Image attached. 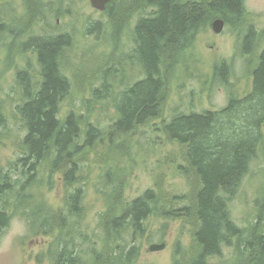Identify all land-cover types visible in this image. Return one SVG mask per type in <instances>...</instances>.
<instances>
[{"label":"trees","instance_id":"obj_1","mask_svg":"<svg viewBox=\"0 0 264 264\" xmlns=\"http://www.w3.org/2000/svg\"><path fill=\"white\" fill-rule=\"evenodd\" d=\"M80 1L24 0L25 17L17 30L9 28L10 19L0 8V38L6 33L23 36L14 52L31 53L37 64L13 71L6 97L1 86L8 78L0 73V144L10 143L11 151L7 159L0 155V237L19 217L27 224L21 245L27 239H52L44 254L51 264H141L136 242L146 234L149 220H182L190 226L191 243L176 247L175 264H210L224 247H234V264H264V209L246 232L229 209L258 150L264 149V50L251 70L248 98L229 92L226 106L215 113H174L170 121L155 125L167 143L179 145L182 164L176 168L187 179L186 193L166 189L161 172L153 187L129 199L124 178L136 161L131 155L121 174L109 159L118 140L128 144L126 138L139 127L162 118L169 77L165 71L185 63L187 52L213 20L220 18L242 34L239 51L252 56L264 36L245 20L244 0H111L104 11L97 10L99 19H89L88 35L107 39L112 57L125 51L122 39L127 37L133 46L127 57L137 67V79H128L126 67L120 66L125 58L115 57L113 68L97 69L99 85L92 87L91 99L63 115L73 85L64 69L72 37L49 34L45 28L43 34L32 31L50 27L64 9ZM229 73L228 65L215 64L205 84L226 86ZM104 119L110 122L106 127ZM105 139L110 140L109 153L100 157L101 166L88 164ZM96 168L101 169L94 176ZM58 178L65 195L53 207L46 198ZM90 192L102 203L95 227L89 219L86 223ZM187 254L189 260L181 262L180 256Z\"/></svg>","mask_w":264,"mask_h":264},{"label":"rangeland","instance_id":"obj_2","mask_svg":"<svg viewBox=\"0 0 264 264\" xmlns=\"http://www.w3.org/2000/svg\"><path fill=\"white\" fill-rule=\"evenodd\" d=\"M0 8H2L4 17L8 21L10 19L9 22L7 21L9 28L12 30L19 29L21 27L20 22L25 17L24 0H0ZM64 10L60 13L58 21L52 22L50 27L41 25L32 31L33 34H43L44 32L49 34L67 33L72 37L71 49L65 54L66 64L64 69L69 70L67 75L72 79L73 85L69 98L63 104V115L71 108L80 109L85 102H88V99H91L92 87L99 85H96L97 78H99V70L97 69L101 65L104 68L107 66L113 68L115 59L123 57L125 59L122 61L123 65L120 66L126 67L128 79H132V81L137 79V67H133L134 62L130 59V66L127 65V62H130L127 56H129L128 53L133 47L132 42L127 37L122 39L125 51H120L115 58L110 53L112 45H109L107 39L102 38L99 40L96 36L88 35L89 19L97 20L101 14L91 6L90 0H81L76 2L71 9ZM244 15L246 21L250 22L249 24H252L255 30L264 36V0H244ZM217 19L219 18L213 20L208 28L198 36L194 46L186 54L185 63L180 61L175 65H169L165 71L169 73V77L162 120L170 121L174 113H188L191 105H195L194 109L197 111L204 109L218 111L226 106L232 93L238 97H244L241 100L248 98L253 86L252 66L255 65L260 53V50L257 49L258 45L264 46V40L256 46L252 56L253 61L251 60L247 65L246 59L239 56L240 47H238V44L240 40L238 38L241 34L227 28L225 23L222 33H214L212 24ZM43 28H45L44 32ZM22 40L23 36H15L13 33L12 35L10 33L3 34L0 38V73L6 72L8 78L7 82L1 86L3 97H6L13 85L11 77L14 70H22L27 67V64L31 67L37 66L36 58L32 54L17 55V51L14 52ZM221 63L228 65L230 68L229 83L226 86H219L216 83L211 88L208 83L205 84V80L208 73H212V67ZM116 67L118 68V66ZM88 72L89 74L93 72L90 78H88ZM116 87L119 88V86ZM110 108V105H108L106 111H109V115L113 116L114 111L113 109L109 110ZM102 113L103 115L106 114L105 111H102ZM104 121L102 122L103 126H108L110 122L106 119ZM157 124H159V121L154 120L139 127L126 138L128 144L121 145V141L118 140L116 146L110 149L112 152H110L109 159L113 161L114 167L119 173H124L126 166L129 165L131 155L136 161L130 175L127 174L124 178L129 187L126 194L129 199L135 198L146 189L153 187L161 172H164L165 186L170 192L182 194L188 191L187 179L183 178L176 168L178 163L182 164L179 161L180 151L177 147L167 143L165 137L159 131H156L157 127L155 125ZM262 126L264 127V124ZM109 143L110 140L105 139V143L90 155L88 164H93L94 167L101 166L99 164L100 157L108 155ZM6 145L0 144V155L4 159L11 156L10 143H6ZM100 169L96 168L94 170V176ZM59 178L58 183L52 191L48 192L46 198L53 207H59L65 195ZM263 201L264 149L259 151L257 157L252 161L248 174L229 203L231 216L242 231H249L258 220L259 212L264 209ZM88 202L91 212L89 215L87 214L86 223L88 224L89 219L95 227L97 212L101 209L102 203L92 192L89 193L86 201L87 209ZM25 235L26 231L17 236L6 250L0 246V264H51L49 258L44 254L47 253L52 239L49 237L34 240L27 239L21 245L20 238ZM163 243L166 244L164 250L159 252L148 251L152 244ZM190 243V226L184 225L182 220L169 221L166 224L163 219L151 218L148 222L146 234L136 242L141 249L139 263L175 264L176 247L188 248ZM188 260V254L185 257L180 256L181 262H187ZM235 261L234 247H224L223 255L212 258L210 264H234Z\"/></svg>","mask_w":264,"mask_h":264},{"label":"clouds","instance_id":"obj_3","mask_svg":"<svg viewBox=\"0 0 264 264\" xmlns=\"http://www.w3.org/2000/svg\"><path fill=\"white\" fill-rule=\"evenodd\" d=\"M27 229V224L22 218H14L9 227L5 230L2 237H0V246L5 250L10 247L14 239L22 235Z\"/></svg>","mask_w":264,"mask_h":264},{"label":"water","instance_id":"obj_4","mask_svg":"<svg viewBox=\"0 0 264 264\" xmlns=\"http://www.w3.org/2000/svg\"><path fill=\"white\" fill-rule=\"evenodd\" d=\"M111 0H90L91 6L98 11H104L106 8L107 3H109ZM213 32L216 34L222 33L224 29V21L222 19H217L212 24ZM166 248V244H152L148 251L150 252H159Z\"/></svg>","mask_w":264,"mask_h":264},{"label":"bare ground","instance_id":"obj_5","mask_svg":"<svg viewBox=\"0 0 264 264\" xmlns=\"http://www.w3.org/2000/svg\"><path fill=\"white\" fill-rule=\"evenodd\" d=\"M246 20V19H245ZM249 24V23H248ZM252 25V24H251ZM255 30V29H254ZM256 31V30H255ZM256 33H257V31H256ZM241 36H242V34L239 36V44H238V47H240L241 48V43H242V38H241ZM262 40H264V38H262V39H259L258 40V42H257V44H256V46L258 45V44H260L261 42H263ZM257 49H259L260 50V53L261 52H263V50H264V46H262V45H258V48ZM259 53V54H260ZM26 54H28V53H26ZM31 54V53H30ZM32 56H34V55H32ZM35 57V56H34ZM36 58V57H35ZM28 65V64H27ZM25 69V68H24ZM195 108V105H191V109H189V111H188V114H194V113H196V114H198V113H201V112H213V113H215V112H217V111H213V110H208V109H204V110H201V111H197L196 109H194ZM172 117H173V115H172ZM171 117V118H172ZM170 118V119H171ZM156 121H159V123H161L162 122V118H160V119H158V120H156ZM167 121V120H166ZM173 147H177L178 149H179V145L177 144V143H170ZM174 145H176V146H174ZM262 148H263V146L262 147H260V149L258 150V152L259 151H261L262 150ZM179 151H180V149H179Z\"/></svg>","mask_w":264,"mask_h":264},{"label":"flooded vegetation","instance_id":"obj_6","mask_svg":"<svg viewBox=\"0 0 264 264\" xmlns=\"http://www.w3.org/2000/svg\"><path fill=\"white\" fill-rule=\"evenodd\" d=\"M107 6V5H106ZM256 48V47H255ZM255 48H254V52H255ZM254 52L252 53V56H253V54H254ZM239 56L240 57H242V58H245L246 59V61H247V65H248V63L252 60V56L251 57H248L246 54H244V53H239ZM253 61V60H252ZM246 67H248V66H246ZM254 69V67L252 66V70ZM228 83H229V80H228ZM227 83V84H228Z\"/></svg>","mask_w":264,"mask_h":264}]
</instances>
